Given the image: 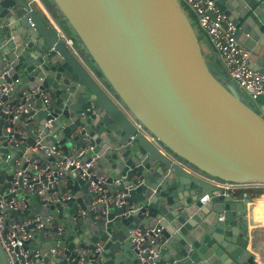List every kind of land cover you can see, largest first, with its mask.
<instances>
[{"label": "water", "instance_id": "water-1", "mask_svg": "<svg viewBox=\"0 0 264 264\" xmlns=\"http://www.w3.org/2000/svg\"><path fill=\"white\" fill-rule=\"evenodd\" d=\"M51 1L79 41L80 57L174 159L105 95L46 17L26 0H0V87L11 85L0 103L23 109L11 120L0 107V190L7 192L41 137L65 155L83 150L79 164H92V179L106 176V196L123 195L119 206L96 203L87 179L70 177L55 189L69 199L43 208L29 199L25 215L53 219L22 244L26 258L13 249L15 264H264L251 198L180 164L223 181L264 184V115L233 82L214 77L179 1ZM214 1L238 44L251 50L250 68L264 75V0ZM58 226L67 236H54ZM134 229L150 239L138 247L129 236Z\"/></svg>", "mask_w": 264, "mask_h": 264}, {"label": "built area", "instance_id": "built-area-1", "mask_svg": "<svg viewBox=\"0 0 264 264\" xmlns=\"http://www.w3.org/2000/svg\"><path fill=\"white\" fill-rule=\"evenodd\" d=\"M178 1L186 12L193 16L194 24L204 34L208 46L220 60L227 79L233 82L239 92L246 97L261 114L264 115V105L259 106L258 103L260 98H264V75L250 68L251 50L238 44L235 38L236 28L232 22L216 6L214 0ZM50 25L105 95L162 153L166 154L171 159H174L165 151L157 140L149 135L133 119V117L129 115L127 110L100 80L97 73L80 57L73 41L66 36L59 25L54 21H52ZM10 86V84H4L0 87V97L8 94ZM38 92L37 89L32 90L33 94ZM41 96L43 97L44 102H48L47 94L41 93ZM9 101L10 100H6L0 103V107H2L1 111L6 115H12L11 120H16L20 113L23 112V109L21 106L9 107L7 104ZM41 139L42 138L40 137L35 146L30 148L34 157L31 160H25V166L18 167L15 171L13 181L10 182L11 186L7 189V192H2L0 190V247L4 251L6 264H15L13 249L16 247L19 249V254L26 258L27 253L22 249V244L32 239L33 230H44L53 219L52 215H45L44 219L41 215H36L34 217L25 215L29 210L27 206L29 199L33 200L34 198H38L40 201L39 206L41 208L69 199L70 195L68 193L61 194L58 197L55 189L64 187L70 177L83 180L87 179L88 191L98 195L96 203L105 206H119L122 203L123 195L118 191H113L109 196H106L105 193L107 192V189L104 188L106 185V176L101 175L92 179L93 172H86L92 164H79L78 156L84 153L83 150L78 151L77 157H74L73 155H65L58 146L42 145ZM7 145H9V142H7ZM18 163L19 160L15 162V166H18ZM180 164L186 167L193 175L222 188L226 192L238 193L249 189L264 190V184H241L223 181L203 174L198 170L191 169V167L183 165L182 163ZM20 194H22L21 197H19ZM8 195H12L9 200L6 199V196ZM259 199L261 198L251 199V203L248 206L250 216L254 212L252 203ZM262 209L264 213V205ZM12 212H16V214H12ZM261 213L262 211L259 210V217L264 220ZM78 215L82 216L84 213L79 212ZM78 215H73L71 221L75 223L80 221ZM255 228H258V226L255 225ZM61 233L67 236V231L64 230L62 226H58L54 236L60 235ZM44 236L48 237L49 234L44 231ZM129 236L132 243H136L138 247L144 242V240L150 239L148 232L141 234L137 229L130 230ZM74 251L78 252L79 249L75 248ZM51 252H56V250H51ZM58 253L63 255L62 251H59ZM138 253L141 255L145 253V251L138 250ZM95 263L96 262L92 261H79V264ZM143 263L154 264L150 259L142 260V264Z\"/></svg>", "mask_w": 264, "mask_h": 264}, {"label": "crops", "instance_id": "crops-1", "mask_svg": "<svg viewBox=\"0 0 264 264\" xmlns=\"http://www.w3.org/2000/svg\"><path fill=\"white\" fill-rule=\"evenodd\" d=\"M27 1V3H28V5L30 6V8L31 9H33L34 11H36L38 14H40V15H42V16H44V17H46L47 18V20L50 22V23H52V21H54V22H56L55 21V19H54V17H53V15L48 11V9H47V4H46V2H45V0H26ZM48 3H49V1H48ZM50 4V3H49ZM52 11H53V13L54 14H56V11H55V9L54 8H52ZM59 14V13H58ZM188 14V16L190 17V19H191V21H192V23H195L194 22V18H193V16L190 14V13H187ZM203 44H204V49L206 50V53H209V56L211 57V58H213V59H215L216 61H215V65L213 64V63H211L210 64V66L213 68V71H215V72H217V73H223V77L225 78V80L227 81L228 79H227V77H226V74H225V72H224V69H223V66H222V64H221V62H220V60L218 59V57L213 53V51L211 50V48L208 46V42H207V40L204 38V42H203ZM214 65V66H213ZM238 90V89H237ZM239 91V90H238ZM240 93V92H239ZM241 94V93H240ZM241 96L245 99V100H248L246 97H244L242 94H241ZM249 101V100H248ZM258 103H259V106H263L264 105V98H260L259 100H258ZM251 104V103H250ZM253 107H254V105L253 104H251ZM255 108V107H254ZM256 109V108H255ZM251 190H254V189H249V190H246V191H240V192H238L237 193V195H239V194H245L246 196H248L249 198H251V199H257L256 197H254V196H252L251 194H250V192L249 191H251ZM260 191H263L264 192V190H260ZM259 198H264V195L263 196H261V197H259ZM258 201H254L253 203H252V206H253V208H254V212H253V214L251 215V217H252V220H253V223L256 225V226H258V228H257V231L261 234V240L264 242V220H262L260 217H259V210H257L256 208H255V205H257L258 203H257ZM264 205V204H263Z\"/></svg>", "mask_w": 264, "mask_h": 264}, {"label": "trees", "instance_id": "trees-1", "mask_svg": "<svg viewBox=\"0 0 264 264\" xmlns=\"http://www.w3.org/2000/svg\"><path fill=\"white\" fill-rule=\"evenodd\" d=\"M48 1H49V3L50 2H52L51 0H45V2H46V4H47V9H48V11L53 15V17H54V19H55V21H56V23L59 25V27L65 32V34L73 41V43H74V46H75V48L77 49V51L80 53H82V47H81V49L80 48H78V46H77V43L75 42V36H74V34L72 33V31L70 32V27H69V25L66 23V21L64 20V18L62 17V15H57V14H54L53 13V11H52V8H53V6L54 5H52L53 3H48ZM60 14V13H59ZM65 21V22H64ZM79 42V41H78ZM80 44V43H79ZM83 56L84 57H86V55H85V53L83 54ZM87 63H91V61H88ZM211 71V70H210ZM212 74L214 75V77L217 79V80H219L223 85L225 84V78L223 77L224 75H223V73H217V72H212ZM250 192V194L252 195V196H254V197H256V198H259V197H261V196H263L264 195V192L263 191H260V190H251V191H249Z\"/></svg>", "mask_w": 264, "mask_h": 264}, {"label": "rangeland", "instance_id": "rangeland-1", "mask_svg": "<svg viewBox=\"0 0 264 264\" xmlns=\"http://www.w3.org/2000/svg\"><path fill=\"white\" fill-rule=\"evenodd\" d=\"M50 3H52V2H50ZM53 5V4H52ZM53 8L55 9V11H56V14L59 16L60 14H58L59 12H58V10L55 8V6H53ZM60 17V16H59ZM65 22V21H64ZM192 25L195 27V30H196V33L198 34V37H199V39L201 40V43H202V52H203V54H204V56H205V62H206V64L208 65V67H209V69L212 71V72H215V71H213V68L210 66V64L211 63H213L214 65H215V59H213V58H211L210 56H209V53H206V50L204 49V44H203V42H204V38H205V36H204V34L197 28V26L194 24V23H192ZM70 32H71V30H70ZM206 39V38H205ZM207 40V39H206ZM75 42L77 43V46H78V48H80L81 49V45L79 44V42H78V40L75 38ZM81 50H83V49H81ZM83 53H84V51H82ZM217 62V61H216ZM213 65V66H214ZM246 101H248V100H246ZM249 102V101H248ZM250 103V102H249Z\"/></svg>", "mask_w": 264, "mask_h": 264}, {"label": "bare ground", "instance_id": "bare-ground-1", "mask_svg": "<svg viewBox=\"0 0 264 264\" xmlns=\"http://www.w3.org/2000/svg\"><path fill=\"white\" fill-rule=\"evenodd\" d=\"M263 202H264V198L259 199L258 202H257L258 204L255 205V208H256L257 210H261V211H262L261 215H262V217L264 218V213H263V209H262V207H263Z\"/></svg>", "mask_w": 264, "mask_h": 264}]
</instances>
